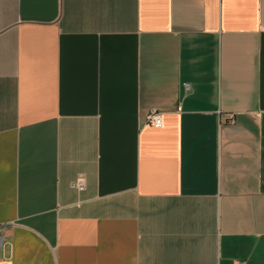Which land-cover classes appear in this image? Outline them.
Here are the masks:
<instances>
[{
    "label": "crops",
    "instance_id": "0c3cea01",
    "mask_svg": "<svg viewBox=\"0 0 264 264\" xmlns=\"http://www.w3.org/2000/svg\"><path fill=\"white\" fill-rule=\"evenodd\" d=\"M0 225V264H264V0H0Z\"/></svg>",
    "mask_w": 264,
    "mask_h": 264
},
{
    "label": "built area",
    "instance_id": "2783aa9c",
    "mask_svg": "<svg viewBox=\"0 0 264 264\" xmlns=\"http://www.w3.org/2000/svg\"><path fill=\"white\" fill-rule=\"evenodd\" d=\"M189 86H187L188 88ZM148 123L151 125H156V126H160L163 124V119L161 116V113L158 112L157 110H152L147 117ZM72 186L82 190L85 188V182L83 181V179H78L76 181H74L72 183ZM4 230L2 228V226L0 225V247H2L4 245Z\"/></svg>",
    "mask_w": 264,
    "mask_h": 264
}]
</instances>
